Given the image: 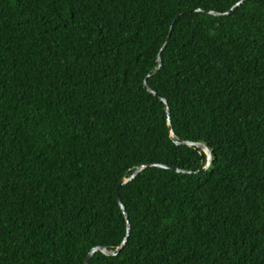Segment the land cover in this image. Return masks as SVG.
I'll use <instances>...</instances> for the list:
<instances>
[{
  "label": "trees",
  "instance_id": "16d2710c",
  "mask_svg": "<svg viewBox=\"0 0 264 264\" xmlns=\"http://www.w3.org/2000/svg\"><path fill=\"white\" fill-rule=\"evenodd\" d=\"M238 1L0 0V264H264V0L196 11Z\"/></svg>",
  "mask_w": 264,
  "mask_h": 264
},
{
  "label": "water",
  "instance_id": "95a60500",
  "mask_svg": "<svg viewBox=\"0 0 264 264\" xmlns=\"http://www.w3.org/2000/svg\"><path fill=\"white\" fill-rule=\"evenodd\" d=\"M243 0H239L238 2H236L231 8H229L227 11L225 12H219V11H216V10H211V9H205V8H196V11H201V12H208V13H211V14H214V15H221L223 13H229L230 11H232L236 6L240 5L242 3ZM158 62H159V66L161 65V59L160 57L158 58ZM158 66V67H159ZM145 84L147 86V89L150 91V92H153L156 96L160 97L165 103H167V100L163 97L160 96L159 93H157L156 91H154L148 84H147V81L145 80ZM167 110L169 111V108H167ZM168 122L169 124H171V119L168 118ZM171 137L172 139L176 142V143H184V144H187V145H195L197 147H200L201 149H203L206 154H207V163L206 165L204 166V168H206L210 162H211V159H212V153H211V149L204 143V142H195V141H191V140H184V141H178L175 139V134L173 132V130H171ZM165 166V165H163ZM166 167H169V168H173L172 166H166ZM203 168V169H204ZM142 169V166H139L136 168V170L131 174L130 177L124 179L120 184L122 183H125V182H128L129 180H131L135 175H137L139 173V171ZM176 170H180L178 168H176ZM116 196H117V199L119 201V204L122 208V210L124 211V214H125V217H126V220H127V228H130V222H129V219H128V214L125 212V207L121 201V197H120V193H119V189L117 187L116 189ZM127 236H128V233L126 234L125 238L123 239L122 243L116 247L115 249L111 250V249H108L104 246H96V247H93L88 255H87V258H86V261H85V264H88L89 263V260L91 258V256L97 251V250H100L101 252L105 253V254H108V255H115L117 254L124 246V244L126 243L127 241Z\"/></svg>",
  "mask_w": 264,
  "mask_h": 264
}]
</instances>
